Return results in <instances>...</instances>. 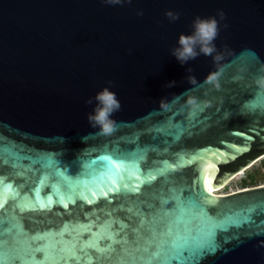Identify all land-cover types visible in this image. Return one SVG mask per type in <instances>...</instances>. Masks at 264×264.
I'll return each instance as SVG.
<instances>
[{
  "label": "water",
  "instance_id": "water-1",
  "mask_svg": "<svg viewBox=\"0 0 264 264\" xmlns=\"http://www.w3.org/2000/svg\"><path fill=\"white\" fill-rule=\"evenodd\" d=\"M196 16L216 51L181 65ZM261 77L264 0H0V264H264V184L204 182L264 157Z\"/></svg>",
  "mask_w": 264,
  "mask_h": 264
},
{
  "label": "clouds",
  "instance_id": "clouds-1",
  "mask_svg": "<svg viewBox=\"0 0 264 264\" xmlns=\"http://www.w3.org/2000/svg\"><path fill=\"white\" fill-rule=\"evenodd\" d=\"M106 2L110 5H122L124 0H106ZM128 2L130 3L131 0H128ZM143 14V10L137 12L138 16H142ZM165 15L169 22H175L180 18L179 12L171 10L167 11ZM217 15L220 20L226 19V14L222 10H220ZM218 23L216 17L201 18L200 16H196L192 21L194 31L190 35L180 34L178 39L179 46L173 47L171 49V54L177 58L181 65L186 64L190 60L196 59L201 54L212 56L216 51L214 40L218 36ZM224 26L227 27V25ZM213 58L218 61L220 56L216 55ZM187 71L191 74L194 70L189 67ZM218 77L219 73H212L206 78V83L219 88ZM187 79L192 83L196 82L193 75H189ZM256 83L260 88H264V77L259 78ZM175 84L176 81H171L168 82L165 87L171 88L175 86ZM108 85V87L99 91L94 98L90 97L86 101V104L89 105L93 104L94 101L96 102L93 111L88 114L87 118L93 128L99 129V134L101 135L111 134L115 130L116 121L112 119V116L121 108V103L116 93L110 90L112 82L109 81ZM189 103L196 107L199 106L195 98L190 99ZM161 104L163 105V98L161 99ZM84 139L86 140V138Z\"/></svg>",
  "mask_w": 264,
  "mask_h": 264
},
{
  "label": "rangeland",
  "instance_id": "rangeland-1",
  "mask_svg": "<svg viewBox=\"0 0 264 264\" xmlns=\"http://www.w3.org/2000/svg\"><path fill=\"white\" fill-rule=\"evenodd\" d=\"M244 180L245 184L243 183ZM260 184H264V157L230 180L225 186H222L221 189H217L214 192L226 193L242 187H250Z\"/></svg>",
  "mask_w": 264,
  "mask_h": 264
},
{
  "label": "snow or ice",
  "instance_id": "snow-or-ice-1",
  "mask_svg": "<svg viewBox=\"0 0 264 264\" xmlns=\"http://www.w3.org/2000/svg\"><path fill=\"white\" fill-rule=\"evenodd\" d=\"M213 156H217V158H219L217 153H213ZM214 167H215V164L212 161H208L207 166L204 169V176H205L204 182H205V186L208 188L209 191H212L211 182L209 180V176L210 175L214 176V173H210L209 169L214 168ZM225 182L226 181L222 182L220 186H223V183H225Z\"/></svg>",
  "mask_w": 264,
  "mask_h": 264
},
{
  "label": "bare ground",
  "instance_id": "bare-ground-1",
  "mask_svg": "<svg viewBox=\"0 0 264 264\" xmlns=\"http://www.w3.org/2000/svg\"><path fill=\"white\" fill-rule=\"evenodd\" d=\"M242 172H244V171H242ZM242 172H240L239 174H241ZM239 174H238V175H239ZM236 176H237V175H236ZM236 176H235V177H236ZM235 177H233V178H235ZM233 178H232V179H233ZM232 179H231V180H232ZM229 181H230V180H229ZM229 181H228V182H229ZM228 182H227V183H228ZM227 183H226V184H227ZM221 187H222V186H219L218 188L212 190L211 192H214V191L217 190V189L219 190V189H221ZM214 193H216V192H214Z\"/></svg>",
  "mask_w": 264,
  "mask_h": 264
},
{
  "label": "trees",
  "instance_id": "trees-1",
  "mask_svg": "<svg viewBox=\"0 0 264 264\" xmlns=\"http://www.w3.org/2000/svg\"><path fill=\"white\" fill-rule=\"evenodd\" d=\"M243 183L245 184V180L243 181Z\"/></svg>",
  "mask_w": 264,
  "mask_h": 264
}]
</instances>
